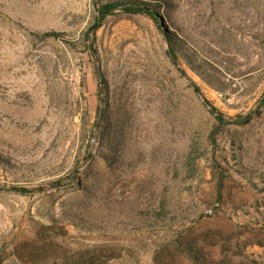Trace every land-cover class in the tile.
<instances>
[{
    "label": "rangeland",
    "instance_id": "obj_1",
    "mask_svg": "<svg viewBox=\"0 0 264 264\" xmlns=\"http://www.w3.org/2000/svg\"><path fill=\"white\" fill-rule=\"evenodd\" d=\"M0 264H264V0H0Z\"/></svg>",
    "mask_w": 264,
    "mask_h": 264
},
{
    "label": "trees",
    "instance_id": "obj_2",
    "mask_svg": "<svg viewBox=\"0 0 264 264\" xmlns=\"http://www.w3.org/2000/svg\"><path fill=\"white\" fill-rule=\"evenodd\" d=\"M123 4L124 3L122 2H115V3L108 4L103 7L102 14L105 16L109 13H112L114 10H117L118 8H122L124 6ZM154 8H157V6L152 5V3H146L142 1H130L126 10L131 13H147L151 17L155 18L156 20V17H155L156 12L152 10ZM172 34L173 33L171 31H168L166 33L167 40L169 42L168 53L171 56V58L174 60V62H177L178 55L175 51L176 44L171 38ZM196 90L197 92H199V89H196ZM102 136L104 138V142H106L108 147L113 150L115 148V145H118V142L121 140V138L125 136V133L124 132L121 133L113 129L109 133H103ZM104 158H106L107 161L111 159H116L115 155H111V154H106V157ZM20 191L27 192L26 189H20ZM156 215L160 216V213Z\"/></svg>",
    "mask_w": 264,
    "mask_h": 264
},
{
    "label": "water",
    "instance_id": "obj_3",
    "mask_svg": "<svg viewBox=\"0 0 264 264\" xmlns=\"http://www.w3.org/2000/svg\"><path fill=\"white\" fill-rule=\"evenodd\" d=\"M94 28H95V26L90 27V32H92Z\"/></svg>",
    "mask_w": 264,
    "mask_h": 264
}]
</instances>
